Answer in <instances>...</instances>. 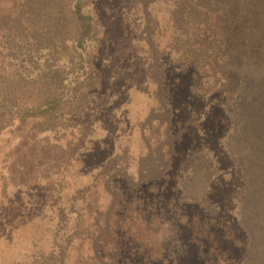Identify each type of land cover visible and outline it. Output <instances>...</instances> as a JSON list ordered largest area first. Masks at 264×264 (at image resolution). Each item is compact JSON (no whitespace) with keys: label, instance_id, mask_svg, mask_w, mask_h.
I'll list each match as a JSON object with an SVG mask.
<instances>
[{"label":"trees","instance_id":"trees-1","mask_svg":"<svg viewBox=\"0 0 264 264\" xmlns=\"http://www.w3.org/2000/svg\"><path fill=\"white\" fill-rule=\"evenodd\" d=\"M94 1L0 0V119L16 120L2 133L5 143L45 132L51 146L63 138L70 146L75 117L104 101L95 99ZM119 6L130 21L125 45L152 85L135 124L138 150L121 146L87 183L67 191L58 175L62 164H44L37 180L50 198L48 245L9 264H179V250L189 244L196 253L183 264H231L238 256L240 264H264V0H120ZM177 86L186 100L206 103L209 119L222 126L215 148L196 130L197 143L179 154L185 129L199 123L177 110ZM218 152L237 174L230 214L243 237L239 254L229 230L218 237L193 229L192 209L219 212L210 195Z\"/></svg>","mask_w":264,"mask_h":264},{"label":"rangeland","instance_id":"rangeland-1","mask_svg":"<svg viewBox=\"0 0 264 264\" xmlns=\"http://www.w3.org/2000/svg\"><path fill=\"white\" fill-rule=\"evenodd\" d=\"M119 1L95 0L92 5L100 23L99 36L90 48L93 63L100 75L95 99L104 97V101L75 117L79 128L72 135L70 146L65 138L60 139L56 147L51 146V139L47 138L45 132L26 133L5 143L2 133L16 120L0 119V157L6 151L0 163V264L11 263L32 247L48 245L49 227L53 223L51 210L46 205L50 198L39 187L40 180H37L44 164L50 161L62 164L58 175H63V185L67 191L87 183L102 160L121 146L133 152L138 150L135 124L151 102L152 85L144 74L140 60L125 45L129 30L126 23L129 20L125 18L126 13L119 6ZM163 6L160 3L153 6L159 19L164 15ZM175 79L174 85L180 83V75ZM174 103L179 112L187 116L194 114L193 118L199 123L198 127L188 125L185 129L179 154H187L197 143L200 137L196 130H202L207 136L206 145L215 148L223 128L209 119L208 105L194 98L186 100V93L178 86L174 90ZM211 133L216 135L215 140H212ZM214 159L217 170L211 180L210 195L218 205L219 212L207 216L198 210L199 214L196 215L197 209H192L193 229L194 232H214L218 237H224L229 230L227 234L234 233L232 237L237 243L238 252L243 237L232 225L233 214H230L231 193L233 186H237V174L222 153L215 154ZM42 206L44 210L39 217L38 211ZM179 253V264L191 263L196 250L193 244H189L182 246ZM234 261L231 264H240L239 256Z\"/></svg>","mask_w":264,"mask_h":264}]
</instances>
